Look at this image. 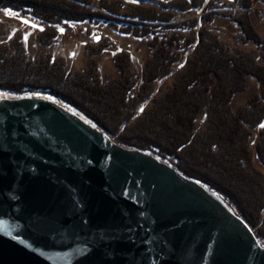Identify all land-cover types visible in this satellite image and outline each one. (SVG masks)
<instances>
[{
  "label": "rangeland",
  "instance_id": "1",
  "mask_svg": "<svg viewBox=\"0 0 264 264\" xmlns=\"http://www.w3.org/2000/svg\"><path fill=\"white\" fill-rule=\"evenodd\" d=\"M7 1V7L0 2V82L28 84L30 90L43 88L45 93L0 89V99H51L116 144L145 152L203 186L202 180L189 175L236 184L239 207L253 223V228L248 226L258 240L264 238V97L256 104L249 102L253 93L264 94V0H136L126 5L122 1L118 9L112 0H93L88 6L98 15L62 24L30 13L28 3L37 5V11L50 5L60 15L70 12L66 4L78 0H67L63 9L48 0ZM103 4L118 13H106ZM133 11L141 13L140 19L128 16ZM151 13L160 19H144ZM100 16L112 20L97 22L103 21ZM245 30L260 42L247 39ZM223 55L247 69L253 68L252 62L262 79L243 75L245 90L226 99L231 84L240 81ZM184 86H190L187 96L175 91ZM21 87L8 89L16 92ZM177 93L183 94L181 105L186 108L180 116L174 113L180 102L166 100ZM234 116L243 120L245 134L252 131L243 141L233 134L240 125ZM215 136L220 141L212 149ZM158 146L164 154L170 151L166 159L156 155Z\"/></svg>",
  "mask_w": 264,
  "mask_h": 264
},
{
  "label": "water",
  "instance_id": "2",
  "mask_svg": "<svg viewBox=\"0 0 264 264\" xmlns=\"http://www.w3.org/2000/svg\"><path fill=\"white\" fill-rule=\"evenodd\" d=\"M0 264H264L224 200L45 97L0 99Z\"/></svg>",
  "mask_w": 264,
  "mask_h": 264
},
{
  "label": "trees",
  "instance_id": "3",
  "mask_svg": "<svg viewBox=\"0 0 264 264\" xmlns=\"http://www.w3.org/2000/svg\"><path fill=\"white\" fill-rule=\"evenodd\" d=\"M49 1H51V2H53V5L54 6H56L55 5V3L54 2H58V3H60L59 5H61L62 6V9H63V3H66L67 2V0H48V3H49ZM92 1L93 0H78V3H76L75 1L73 2L74 4L72 5L71 4V6H70V4H66V8H68L69 10H70V12L68 13V10H65L64 11V13H62V14H57L56 13V10L54 9V8H52V7H50V5H47L43 10H40V11H37L35 8L36 7H38L37 5H34V4H31V3H28L29 4V8H28V11L30 12V13H37L36 15H39L41 18H44V20H49V21H53L54 23H60V24H62V23H67V22H74V21H81V20H88L89 19V17L91 18L92 17V15H98V13H94L93 14V12L94 11H92L91 9H89V6H88V4H92ZM102 1V0H101ZM112 1H114L113 3L115 4L114 6H117V9L118 8H122V5L123 4H120V2H124L125 3V5H126V3H127V1H129V2H131V1H136V0H112ZM140 1H146V0H140ZM249 1V0H248ZM0 2H2V3H4V6L5 7H7V2H9V1H7V0H0ZM13 3V2H12ZM16 3V2H15ZM50 4V3H49ZM128 4V3H127ZM12 5H16V4H12ZM121 5V6H120ZM30 6H31V9H30ZM33 6V7H32ZM19 7L20 8H25L26 9V7H24V6H20L19 5ZM101 7L103 8V10H105L106 11V13L108 12V13H112V14H115V13H118L117 11H115V10H109L106 6H104V4L103 5H101ZM135 7H137V6H135ZM42 8V7H41ZM101 8V9H102ZM77 9H82L83 11H84V9H86V12H79ZM34 10H36L37 12H34ZM74 10V11H73ZM77 10V11H76ZM95 10V9H94ZM120 10V9H119ZM46 14V15H45ZM141 13H138L137 11H133V12H130L129 14H128V16H130V17H132V18H137V19H140V17H141V15H140ZM35 15V14H34ZM103 15H105V14H103ZM150 15H152V16H150ZM105 16H107V14L105 15ZM140 16V17H139ZM100 17H102V16H100ZM146 18H144V19H150V20H152V21H156V20H158V19H160L159 18V16L157 15V14H146V16H145ZM111 20H112V18L111 17H109ZM102 19H103V21H97V22H105V23H110V19H108L107 17H102ZM91 20V19H90ZM240 22V21H239ZM243 23L245 24V22L243 21ZM243 23H241V24H243ZM113 25V24H112ZM246 25V24H245ZM114 26V25H113ZM244 35H247V39H249L250 41H253L254 43H257L258 44V39H257V37H255L254 36V34L252 33V31H250L249 32V30H245V32H244ZM251 37V38H250ZM260 42V41H259ZM263 43V42H262ZM152 46V45H151ZM226 59V61H225V59ZM223 59H224V61L223 62H227V64H230V65H232V67H231V69L232 70H234L235 71V73H236V76H238L239 77V81L240 82H234L233 84H231L232 86L230 87V88H228V92H227V96H226V99L227 98H231L238 90L240 91V92H243V90H245V88H244V84L242 83V77H243V75H250V76H255V77H258V78H261L262 79V76L263 75H258V73H256L254 70L257 68V66H254V64L251 62V68L252 69H247V68H245V67H243V65L240 63H238L239 61H237V60H235V59H232V57L230 56V59H229V57H228V55H223ZM223 70V69H222ZM221 72V69H219V70H217V72ZM258 72L259 73H262L260 70H258ZM7 73V72H6ZM5 75V74H4ZM7 75L9 76H12L11 74H10V72H8L7 73ZM25 76H29V74L28 73H26V75ZM15 77V76H14ZM241 77V78H240ZM264 78V77H263ZM18 79H19V77L17 78V81H18ZM22 79V78H21ZM241 79V80H240ZM11 81V80H10ZM21 80H19V82H20ZM264 81V79H262V82ZM0 85H5V86H7V87H4V88H2L3 86H1V88L0 89H2V90H4V91H6V92H11V93H30V94H39V93H45V91H44V89L42 88L41 90H40V92H39V90H38V88H34L33 87V90H30L29 89V87H28V84L27 85H24L23 83H18V84H16L15 85V87H14V85L13 86H11V85H7V84H5V83H1L0 82ZM18 86H22L21 88L23 89L22 91H16V92H14V91H12V90H10V89H8V88H10V87H13V88H16V87H18ZM36 87V86H35ZM176 88H177V86H175ZM176 88H174V89H176ZM190 88V86H184L183 88H181V89H176L175 91H182L183 93H184V95L185 96H187V94H188V89ZM29 89V90H28ZM171 91H173V89L172 90H169V93L171 92ZM186 93V94H185ZM180 93H177V97L176 98H174L175 96L173 95V96H166V100L167 101H169V102H172L174 99H175V102H176V105L178 104V102H180V105L178 104V108L175 110L176 112H174L176 115H178V114H180L179 113V111H185L186 110V108L183 106V105H181L182 103L181 102H183L182 101V99L183 98H181L182 96H183V94H180ZM165 95H168V94H165ZM264 97V94L263 93H253L252 94V96L250 97V100H249V102H251V103H258V99H261V98H263ZM227 101V100H226ZM209 102H210V99H209ZM248 102V103H249ZM227 103H228V101H227ZM250 103V104H251ZM172 105V104H171ZM193 105V104H192ZM202 105H204L205 106V104H202ZM202 105H201V107H200V110H203V107H202ZM174 106V102H173V105L171 106V111L169 112L170 113V115L171 114H173V112H172V110H173V107ZM186 106L188 107V104H186ZM167 107H168V111H169V106L167 105ZM184 107V108H183ZM195 107H197V104H195ZM194 108H192V114L194 113ZM199 110V111H200ZM166 111V110H165ZM168 111H166V113L168 112ZM196 113V112H195ZM198 113V112H197ZM241 113V112H240ZM239 113V114H240ZM90 115H92V114H90ZM190 115H191V113H190ZM167 116V115H166ZM178 116H180V115H178ZM177 116V119H179L180 117H178ZM194 116V115H193ZM92 117H93V115H92ZM165 117V116H164ZM192 117V116H191ZM191 117H190V121H191ZM95 117H93V119H94ZM234 119L238 122V120H240V125H238L237 124V126H235V128H236V131L234 130L233 131V134L235 135V137L237 136V135H239L238 137H239V140H241V141H243V139L244 138H247V137H249L251 134H252V131L251 130H249L248 132H246V134L244 133V130L243 129H245V128H243L244 127V122H243V120L242 119H239V117L238 116H234ZM95 120H96V118H95ZM241 121H242V123H241ZM239 123V122H238ZM168 129H169V127H168ZM229 129V128H228ZM231 129V128H230ZM249 129H252V128H250L249 127ZM246 130V129H245ZM193 131V130H192ZM245 134V135H244ZM213 138H215V140H213L212 141V144H211V147H212V149H217L218 148V146H217V144H218V142L220 141V136H215V137H213ZM248 142H251L250 140H248ZM159 148H158V150L156 151V155L158 156V157H162V158H165L166 159V157H168V154L167 153H170V151L169 150H167L166 152L167 153H165L164 154V150L163 149H161L160 148V146H158ZM242 147L244 148V145H242ZM148 149H151L150 147H147ZM157 148V147H156ZM261 152L263 153V158H261L262 159V162H263V160H264V146L262 147V149H261ZM239 158V155H237V159ZM178 165H179V163H178ZM220 165H221V162H220V160H218V162L216 163V166L217 167H220ZM185 174H187V172L186 171H183ZM195 171H192V174L194 173ZM190 174V173H189ZM189 176H193V177H196V178H199V180H202L201 182L204 184V186L205 187H207V188H209L210 190H212L213 192H215V193H217L219 196H221V198L230 206V207H232V210H234L235 211V213L236 214H238V215H240L245 221H246V223L251 227V228H253L252 226H253V223L249 220L250 218L247 216V213L245 212V211H243L240 207H239V204H240V200H239V198H238V195L237 194H235V193H238V191H237V188L235 187V186H237L236 184H230L229 183V185H224V184H221L218 180H215V179H208V178H205V177H197V175H195V174H193V175H189ZM223 182V181H222ZM237 183V182H236ZM241 183V182H240ZM253 208H254V206H253ZM252 208V209H253ZM249 218V219H248ZM261 238V241H260V243L261 242H263L264 241V238H262V236L260 237ZM262 244V243H261Z\"/></svg>",
  "mask_w": 264,
  "mask_h": 264
},
{
  "label": "bare ground",
  "instance_id": "4",
  "mask_svg": "<svg viewBox=\"0 0 264 264\" xmlns=\"http://www.w3.org/2000/svg\"><path fill=\"white\" fill-rule=\"evenodd\" d=\"M105 116V115H104ZM107 116V115H106ZM111 119V118H110ZM165 134V133H164ZM164 136V135H163Z\"/></svg>",
  "mask_w": 264,
  "mask_h": 264
},
{
  "label": "snow or ice",
  "instance_id": "5",
  "mask_svg": "<svg viewBox=\"0 0 264 264\" xmlns=\"http://www.w3.org/2000/svg\"><path fill=\"white\" fill-rule=\"evenodd\" d=\"M61 31H63L62 29H61ZM38 95V94H37Z\"/></svg>",
  "mask_w": 264,
  "mask_h": 264
}]
</instances>
